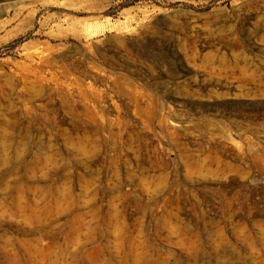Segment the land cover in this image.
Wrapping results in <instances>:
<instances>
[{
	"label": "rangeland",
	"instance_id": "1",
	"mask_svg": "<svg viewBox=\"0 0 264 264\" xmlns=\"http://www.w3.org/2000/svg\"><path fill=\"white\" fill-rule=\"evenodd\" d=\"M0 264H264V0H0Z\"/></svg>",
	"mask_w": 264,
	"mask_h": 264
}]
</instances>
